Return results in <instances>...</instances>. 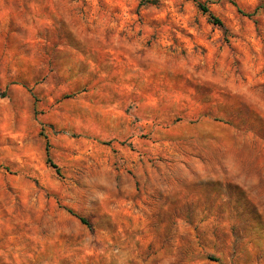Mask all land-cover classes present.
I'll return each mask as SVG.
<instances>
[{
	"label": "rangeland",
	"instance_id": "obj_1",
	"mask_svg": "<svg viewBox=\"0 0 264 264\" xmlns=\"http://www.w3.org/2000/svg\"><path fill=\"white\" fill-rule=\"evenodd\" d=\"M145 1L0 0V264H264V0Z\"/></svg>",
	"mask_w": 264,
	"mask_h": 264
},
{
	"label": "trees",
	"instance_id": "obj_2",
	"mask_svg": "<svg viewBox=\"0 0 264 264\" xmlns=\"http://www.w3.org/2000/svg\"><path fill=\"white\" fill-rule=\"evenodd\" d=\"M141 1H142V2L144 1L145 3H148V1H145V0H141ZM198 8H199L200 11L203 12L204 14H208L209 17L212 19V22H213L215 25H219V26L221 25V22H220L217 18H215V17L212 16V14L209 12L208 7H207L206 5H204V4H200V3H199V4H198ZM45 152H46V163H47L48 165H50L52 168H54V169L58 172L57 167H56L54 164H52L51 159L49 158V153H48V142L45 143ZM69 213H71L72 215H74V214H73L72 212H70V211H69ZM78 219H79V221H80L82 224H84V225H87V224H88L84 218L79 217Z\"/></svg>",
	"mask_w": 264,
	"mask_h": 264
}]
</instances>
